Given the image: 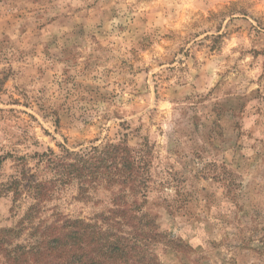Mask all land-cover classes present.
<instances>
[{
	"label": "clouds",
	"instance_id": "obj_1",
	"mask_svg": "<svg viewBox=\"0 0 264 264\" xmlns=\"http://www.w3.org/2000/svg\"><path fill=\"white\" fill-rule=\"evenodd\" d=\"M68 222L99 264H264V0H0V264Z\"/></svg>",
	"mask_w": 264,
	"mask_h": 264
},
{
	"label": "trees",
	"instance_id": "obj_2",
	"mask_svg": "<svg viewBox=\"0 0 264 264\" xmlns=\"http://www.w3.org/2000/svg\"><path fill=\"white\" fill-rule=\"evenodd\" d=\"M12 229L0 230V243L5 242L11 235ZM42 252H38L41 259L59 252L63 260L55 264H99L98 257L114 255L116 247L106 237H96L82 224L68 222L64 226H53L45 230L41 243ZM123 246L121 252H123Z\"/></svg>",
	"mask_w": 264,
	"mask_h": 264
},
{
	"label": "rangeland",
	"instance_id": "obj_3",
	"mask_svg": "<svg viewBox=\"0 0 264 264\" xmlns=\"http://www.w3.org/2000/svg\"><path fill=\"white\" fill-rule=\"evenodd\" d=\"M1 230V229H0Z\"/></svg>",
	"mask_w": 264,
	"mask_h": 264
}]
</instances>
